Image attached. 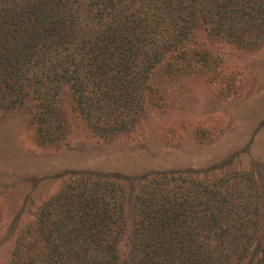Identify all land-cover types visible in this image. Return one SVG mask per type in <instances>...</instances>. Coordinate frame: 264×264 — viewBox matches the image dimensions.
<instances>
[{
	"label": "trees",
	"instance_id": "obj_1",
	"mask_svg": "<svg viewBox=\"0 0 264 264\" xmlns=\"http://www.w3.org/2000/svg\"><path fill=\"white\" fill-rule=\"evenodd\" d=\"M205 37L263 47L264 0H0V109L32 102L41 136L55 142L69 91L95 134H128L157 67L180 75L216 64ZM210 169L71 180L6 264H264V190L249 172L212 179Z\"/></svg>",
	"mask_w": 264,
	"mask_h": 264
},
{
	"label": "rangeland",
	"instance_id": "obj_2",
	"mask_svg": "<svg viewBox=\"0 0 264 264\" xmlns=\"http://www.w3.org/2000/svg\"><path fill=\"white\" fill-rule=\"evenodd\" d=\"M205 40L201 46L216 64L180 75L157 67L145 111L128 134H95L73 110L69 91L61 102L67 131L55 142L41 136L32 102L0 109V264L11 261L16 246L32 234L39 207L71 180L91 178L92 171L139 176L212 167L205 173L212 179L249 172L264 190V46L250 51ZM262 213L264 222V205ZM126 226L123 258L130 221ZM258 243L264 244V223Z\"/></svg>",
	"mask_w": 264,
	"mask_h": 264
}]
</instances>
